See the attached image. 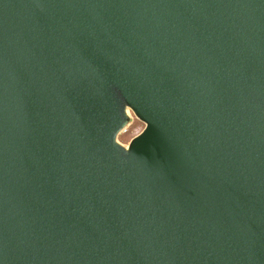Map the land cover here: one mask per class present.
Instances as JSON below:
<instances>
[{"label":"water","instance_id":"95a60500","mask_svg":"<svg viewBox=\"0 0 264 264\" xmlns=\"http://www.w3.org/2000/svg\"><path fill=\"white\" fill-rule=\"evenodd\" d=\"M0 264H264V0H0Z\"/></svg>","mask_w":264,"mask_h":264},{"label":"rangeland","instance_id":"374dc122","mask_svg":"<svg viewBox=\"0 0 264 264\" xmlns=\"http://www.w3.org/2000/svg\"><path fill=\"white\" fill-rule=\"evenodd\" d=\"M132 116H133V122L129 127L127 133H124L119 136V141L124 145H128L129 142L138 134H140L145 128V125L142 122H140L137 118H135L133 114Z\"/></svg>","mask_w":264,"mask_h":264},{"label":"built area","instance_id":"2783aa9c","mask_svg":"<svg viewBox=\"0 0 264 264\" xmlns=\"http://www.w3.org/2000/svg\"><path fill=\"white\" fill-rule=\"evenodd\" d=\"M125 133H127V131Z\"/></svg>","mask_w":264,"mask_h":264}]
</instances>
